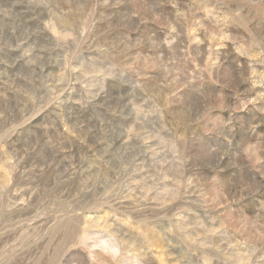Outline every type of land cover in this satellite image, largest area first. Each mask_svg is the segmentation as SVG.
<instances>
[{
    "label": "rangeland",
    "instance_id": "obj_1",
    "mask_svg": "<svg viewBox=\"0 0 264 264\" xmlns=\"http://www.w3.org/2000/svg\"><path fill=\"white\" fill-rule=\"evenodd\" d=\"M0 264H264V0H0Z\"/></svg>",
    "mask_w": 264,
    "mask_h": 264
},
{
    "label": "bare ground",
    "instance_id": "obj_2",
    "mask_svg": "<svg viewBox=\"0 0 264 264\" xmlns=\"http://www.w3.org/2000/svg\"><path fill=\"white\" fill-rule=\"evenodd\" d=\"M87 238V237H86ZM106 246H108V248L113 249V244L111 242H107Z\"/></svg>",
    "mask_w": 264,
    "mask_h": 264
}]
</instances>
